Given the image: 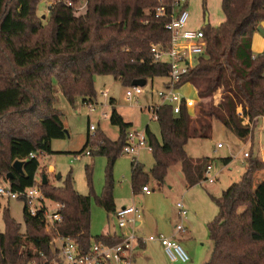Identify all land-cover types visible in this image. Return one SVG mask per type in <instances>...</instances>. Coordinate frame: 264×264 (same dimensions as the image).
Masks as SVG:
<instances>
[{
  "label": "trees",
  "instance_id": "trees-1",
  "mask_svg": "<svg viewBox=\"0 0 264 264\" xmlns=\"http://www.w3.org/2000/svg\"><path fill=\"white\" fill-rule=\"evenodd\" d=\"M43 1L0 0V178L7 180L13 174L8 182L14 189L35 183L39 165L37 159L29 158L31 153L52 155V141L68 136L63 114L55 106V81L73 105L77 97L85 104L93 103L96 76H112L127 88L136 80L164 78L170 73L166 64L154 62L151 45L166 46L170 42V34L164 22L155 18V12L160 6L168 10L173 0H86L82 15H76L60 0L50 5L46 23L37 16ZM68 1L75 7L83 2ZM221 7L224 22L203 28L207 45L179 84L189 83L197 90L195 114L182 107L175 116L171 106L160 108L157 122L161 141L149 128L146 130L155 163L147 174L133 161L134 193L150 178L163 184L169 170L178 164L189 187L206 182V170L213 160L190 158L188 143L211 139L214 121L237 138L247 140L253 130L245 119L253 123L264 117V54L255 56L252 51L253 37L264 23V0H222ZM111 105L115 106L114 100ZM238 108L243 109L244 118L238 116ZM110 122L119 128L118 140L112 141L104 133L88 135L79 154L92 147L90 156L107 157L112 169L123 154L133 125L126 123L115 108ZM18 160L25 163L24 176L14 172L13 164ZM245 160L247 167L241 181L221 197L212 198L219 213L208 225L213 249L205 264H264V191L255 190V176L264 169V162L250 154ZM86 171L91 188L87 196L76 191L72 174L63 186L56 187L43 171L47 183L42 180L40 184L47 199L66 206L60 232L74 239L84 253L93 242L116 245L123 240L116 235L91 236L92 168L87 166ZM263 178L258 175L256 184L260 185ZM97 202L108 214H115L110 183ZM23 218L24 232L10 212L4 211L0 264H48L46 260H52V253L42 213L32 217L25 207Z\"/></svg>",
  "mask_w": 264,
  "mask_h": 264
},
{
  "label": "rangeland",
  "instance_id": "rangeland-1",
  "mask_svg": "<svg viewBox=\"0 0 264 264\" xmlns=\"http://www.w3.org/2000/svg\"><path fill=\"white\" fill-rule=\"evenodd\" d=\"M58 1L44 0L41 2L37 8L38 18L46 23L49 19L50 5ZM188 12L190 14L188 22L190 29H202L205 26L206 17L212 27H216L224 18L221 0H188ZM169 82L168 77L149 80L145 86V91L149 94L142 96L138 102L130 103L125 97L126 88L120 82L112 76H96L94 81L96 98L93 101L96 110L94 113H90L88 102L85 104L81 97H77L73 105L70 104L58 82L55 81V106L63 114L62 121L69 136L65 140L53 141L52 148L57 153L52 155L44 153L41 158L38 155L35 162L40 163V169L38 168L39 172L33 180L36 183H41L42 172L45 171L49 183L61 187L68 175L72 174L76 191L80 195L87 196L90 194L91 188L87 181L86 168L90 166L94 192L90 220V233L93 238L113 233L118 228L113 215L108 214L97 202L109 183L112 185V195L117 209L130 207L134 204L145 209L147 218L137 232L138 237L143 240L155 235L172 237L176 226L182 221L176 205L183 202L189 212L186 225L184 223L185 227H188L186 228L188 232L179 234V244L189 255L190 260L187 263L172 262L159 242H146L145 250L138 251L137 262L138 264H204L212 247L208 225L219 213L212 198L221 197L230 185L241 181L247 167V161L244 159L245 153L250 154L251 157L258 156V158L264 159L262 156L264 154V122L260 121L257 125L252 123V135L247 140H241L220 122L214 121L211 139L190 141L186 147L188 156L195 160L212 159L215 164L211 177L217 176V180L215 183L206 181L189 190L185 187L186 182L180 172L181 166L176 165L175 168L169 170L163 188L158 189L157 182L150 178L148 184H144V186L149 185L153 190L152 194L147 197L141 192L134 195L133 161L136 160L142 165L147 174H150L155 163L152 152L146 149L141 150L136 159L122 154L117 158L112 169L105 156H87L86 152L79 154L86 144L88 135L94 137L99 133H104L109 139L118 140L119 128L111 125L110 122L113 108L126 120L134 123L137 130L144 131L149 126L151 134L161 141L158 122L152 120L145 110L142 113L141 108L152 102L157 103L158 92L164 91ZM104 93H107L108 96L104 97ZM180 93L187 99L198 100L197 92L192 85H185ZM218 99L219 97L217 102ZM111 100L115 101L114 107L111 105ZM104 114H107L106 118H104ZM91 126L96 128L95 132L89 131ZM219 144L224 146L218 148ZM96 146V144L93 145V150L96 149ZM90 150L92 147L87 149V151ZM228 157H231L232 161L229 166H225L220 158ZM212 164L213 162L210 165ZM258 175L261 178L264 177V169L258 172L256 177ZM3 181L4 179L0 178V185L3 184ZM46 203L54 209L55 206L52 202L47 201ZM24 208L25 205L20 200L9 201L0 197V233L5 232V210L10 212L11 217L22 226L24 232Z\"/></svg>",
  "mask_w": 264,
  "mask_h": 264
},
{
  "label": "built area",
  "instance_id": "built-area-1",
  "mask_svg": "<svg viewBox=\"0 0 264 264\" xmlns=\"http://www.w3.org/2000/svg\"><path fill=\"white\" fill-rule=\"evenodd\" d=\"M65 2L69 7L74 9L76 15H82L86 11V0H83L82 4L78 7H75L68 0ZM187 8L188 0H173L168 10L166 7L160 6L155 12V18L164 22V28L170 34V42L166 46L152 44L151 54L155 63L166 64L170 68L168 76L170 82L166 85L164 91L158 92L159 100L157 103L152 102L143 108L154 121L158 120V111L163 106H171L175 116H179L182 107H185L188 113L194 115L196 106L199 103V100L187 99L180 93L184 87V85H179L180 81L194 68L197 58L203 53L207 45L203 29L188 28L190 14ZM148 94L145 91V87L131 86L126 88L125 97L131 103L133 101L138 102L142 96ZM103 95L104 97L108 96L107 93ZM88 107L90 113L95 112L96 108L93 103H88ZM237 113L239 117L244 118L242 108H238ZM106 117L107 114H104V118ZM245 124H249L253 128L252 123L248 119H245ZM89 131L95 132L96 128L91 126ZM223 146L219 144L218 148H222ZM143 149L152 152L147 132L137 129L129 130L126 136L123 155L136 159ZM38 155V153H31L29 158L37 159ZM86 155L90 156L91 151H86ZM244 157L248 158L249 154L245 153ZM134 162L138 163L136 160ZM212 171L213 167L209 165L206 170V176L208 178L207 181L210 183H214L215 181V177H211ZM40 184L35 182L29 188L14 189L10 182L4 180L3 184L0 185V197L9 201H22L29 215L32 217H36L39 213H42L44 232L50 237L52 253V260L47 261L45 259L48 264H137L135 247L144 245L146 242H159L172 262L181 261L187 263L190 260L189 255L174 238L155 235L149 237L147 240H143L137 236L135 226L143 219V212L137 205L123 207L115 212L118 228L122 230L130 228V231L122 236L123 240L120 243L107 245L93 242L88 252H82L74 239L64 236L60 232V228L64 223L63 213L66 206L47 199L40 189ZM142 191L148 195L152 193L148 186H143ZM47 201L54 204V209L47 205ZM176 207L182 219L181 223L176 226V232L185 233L187 229L184 221L188 217V209L183 202L178 203ZM40 255L45 257L42 253ZM28 264H35V262Z\"/></svg>",
  "mask_w": 264,
  "mask_h": 264
},
{
  "label": "crops",
  "instance_id": "crops-1",
  "mask_svg": "<svg viewBox=\"0 0 264 264\" xmlns=\"http://www.w3.org/2000/svg\"><path fill=\"white\" fill-rule=\"evenodd\" d=\"M221 2H222V0H221ZM188 9V8H187ZM189 20H190V18H189ZM224 22V18H222V20H220V22L218 23V25L216 26V27H218L219 26V24L221 25L222 23ZM210 24V23H209ZM205 26H206V21H205ZM204 26V27H205ZM203 27V28H204ZM261 28H262V30H263V32H259V31H257V33L254 35V37H253V43H252V51H253V53H254V55L255 56H258V55H262V54H264V23H262L261 24V26H260ZM188 28H189V24H188ZM202 28V29H203ZM190 29V28H189ZM186 85H191V84H186ZM185 86V85H184ZM193 86V85H192ZM194 87V86H193ZM184 88V87H183ZM195 88V87H194ZM196 90V89H195ZM196 92H197V90H196ZM199 100V99H198ZM142 111H144L143 110V108H141V112ZM142 113H144V112H142ZM121 115V114H120ZM122 116V115H121ZM123 117V116H122ZM123 119H124V121L126 122V123H131L132 125H133V128L132 129H136V127H135V125H134V123H132V122H130V121H128V120H126L124 117H123ZM260 121H262V122H264V117L263 118H258V119H256L255 121H254V123H256V125L260 122ZM147 128H149V126H147L146 127V129H145V131L147 130ZM66 129V128H65ZM67 131V130H66ZM68 132V131H67ZM69 136V135H68ZM194 140H196V139H194ZM113 141V140H112ZM114 141H116V140H114ZM192 141V140H191ZM52 144H53V141H52V143H51V149H52V151L54 152L53 154H55V153H57L56 151H54L53 150V148H52ZM189 144V143H188ZM187 147V146H186ZM262 156H264V154L262 155ZM39 158H41V156L39 157ZM264 158V157H263ZM225 159H228V160H231L232 161V158L231 157H228V158H220V161L225 165V166H229L230 164H231V161L230 162H226V161H224ZM245 159V158H244ZM263 162H264V159H263ZM215 164V162L213 161V164H212V167H213V165ZM38 165L40 166V163H38ZM178 165H180V164H178ZM181 166V165H180ZM176 166H174V168H175ZM173 168V167H172ZM40 169V168H39ZM39 169L36 171V173H35V176L34 177H36V175H37V173L39 172ZM179 170V169H178ZM180 172L182 173V175H183V177H184V180H185V182H186V189H192V188H194V187H196V186H199V185H202L203 183H205V182H201V183H199L198 185H195V186H193V187H189L188 186V184H187V181H186V179H185V176H184V174H183V171H182V166L180 167ZM213 172V171H212ZM257 175V174H256ZM255 179H256V176H255ZM217 180V176H215V181ZM215 181H214V183H215ZM263 182L260 184V185H257L256 184V180H255V190H258L259 188H263V191H264V180H262ZM165 182H166V180H165ZM165 182L163 183V184H159L158 182H157V185H158V189H160V188H163V185L165 184ZM234 184V183H233ZM232 184V185H233ZM232 185H230V186H232ZM144 185H142L138 190H137V192L136 193H134V195L135 194H137V193H139V192H141L144 196H150L151 194H146V193H144L143 191H142V187H143ZM148 187H149V185H147ZM229 186V187H230ZM228 187V188H229ZM150 188V187H149ZM150 190H151V188H150ZM151 192H153V190H151ZM134 205H136V204H134ZM141 210H142V212H143V219H142V221L141 222H139L138 224H136V226H135V232H136V234H137V236H138V231L140 230V228L143 226V224H144V221H145V219L147 218V213H146V211H145V209L142 207V206H139V205H137ZM123 208V207H122ZM121 209V208H120ZM117 210H119V209H117ZM218 211H219V209H218ZM113 218L116 220V218H115V214H113ZM187 219L184 221V223H185V225H186V223H187ZM117 225V224H116ZM118 227V226H117ZM186 228H188V227H186ZM130 231V228L129 229H124V230H122V229H120V228H117L113 233H110V234H107V235H111V236H113V235H116V236H123V235H125V234H127L128 232ZM186 232H188V231H186ZM185 232V233H186ZM179 234H182V233H177L176 232V230H175V233H174V235L171 237V238H174L178 243L180 242L179 241ZM211 243H212V241H211ZM145 248H146V246H144V245H140V246H136L135 247V259H136V262H137V258H138V251L139 250H145ZM212 249H213V243H212V247H211V250H210V252H209V257H208V259L206 260V262L209 260V258H210V255H211V253H212ZM141 257V256H140ZM205 262V263H206ZM204 263V264H205ZM137 264H138V262H137Z\"/></svg>",
  "mask_w": 264,
  "mask_h": 264
},
{
  "label": "water",
  "instance_id": "water-1",
  "mask_svg": "<svg viewBox=\"0 0 264 264\" xmlns=\"http://www.w3.org/2000/svg\"><path fill=\"white\" fill-rule=\"evenodd\" d=\"M209 24V20H208V17L206 18V25ZM258 31L259 32H263L262 28L259 27L258 28ZM147 84V81L146 80H136L132 83V86L134 87H145ZM66 133L68 134V132L66 131ZM24 165L25 163L23 161H16L14 164H13V169H14V172L17 173L18 175L20 176H24L25 173H24ZM13 178V174H9L7 176V181L11 180ZM59 179H61V176H59ZM47 181H46V178L43 179V184H46Z\"/></svg>",
  "mask_w": 264,
  "mask_h": 264
}]
</instances>
